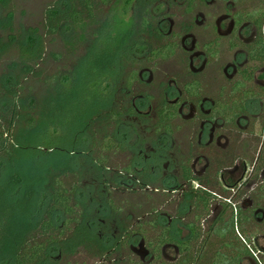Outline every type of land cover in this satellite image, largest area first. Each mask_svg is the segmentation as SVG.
I'll return each mask as SVG.
<instances>
[{
    "label": "flooded vegetation",
    "instance_id": "af4514ba",
    "mask_svg": "<svg viewBox=\"0 0 264 264\" xmlns=\"http://www.w3.org/2000/svg\"><path fill=\"white\" fill-rule=\"evenodd\" d=\"M136 4L121 100L86 128L89 228L132 264H264V0Z\"/></svg>",
    "mask_w": 264,
    "mask_h": 264
},
{
    "label": "trees",
    "instance_id": "16d2710c",
    "mask_svg": "<svg viewBox=\"0 0 264 264\" xmlns=\"http://www.w3.org/2000/svg\"><path fill=\"white\" fill-rule=\"evenodd\" d=\"M63 2L62 8L59 2L47 9L43 28L51 38L62 35L65 44L71 43L67 40L69 32L78 34L75 42H86V28L96 22L100 8L107 6L109 11L93 38V46L85 52L78 68L67 74L43 77L39 68L45 57V38H41L39 30L23 27L15 35L16 6L12 0H0V58L16 49L17 61L14 60L8 69L13 74L19 68L16 74L3 75L1 79L3 87L11 88L1 90V97L10 98L11 109L7 130L2 129L0 123V264H71L68 260L79 252L84 259L94 263L132 264L127 261V256H116L120 249L126 251V239L122 242L116 239L118 247L102 243L96 235L101 226L98 218L116 217L122 202L99 195L101 202L94 201L102 206L104 214L91 221L99 224H96L97 229L89 228L92 209L84 193L87 175L92 171L99 176L101 167L86 165V129L76 135L72 149L54 141L71 124L74 116L80 115L81 111H85V116L88 114L87 105L90 111L95 110V106L102 105V108L86 117L82 128L103 125V112L111 111L115 101L121 59L131 55L138 34L135 18L130 16V0ZM148 29L149 24H141L142 33ZM26 75L34 79L42 77L47 89L45 109L42 111L39 107L37 117L30 111L37 107L35 98L25 102L16 88L12 90V84L18 89L21 87L20 82ZM61 100L63 103H59ZM73 102L72 111L65 113L62 108ZM23 107L30 109L29 112ZM62 115L64 119L61 120ZM18 129L22 134L16 136ZM25 159H34L44 167L34 176L28 165L25 170L20 166ZM5 166L7 172L2 170ZM36 201L39 205L34 208ZM123 205L128 206L126 202ZM103 233L105 238L109 237L106 231Z\"/></svg>",
    "mask_w": 264,
    "mask_h": 264
},
{
    "label": "rangeland",
    "instance_id": "374dc122",
    "mask_svg": "<svg viewBox=\"0 0 264 264\" xmlns=\"http://www.w3.org/2000/svg\"><path fill=\"white\" fill-rule=\"evenodd\" d=\"M14 2V5L16 6V14H15V24H14V34L17 35L19 32H21V27L25 28L26 30H39L41 38L44 39V52H45V57L43 59V62L40 63V70L43 72V77L44 76H53L55 74H67L68 71L76 70L78 68V64L80 63L81 59L84 57L85 52L87 50H90V47L93 46V38L94 36L98 33V30H100V25L103 24L102 22L104 19H106L107 13L109 11V8L107 6H102L100 10L97 13V20L96 22L92 25H88L86 28V38L88 39L86 42H75L74 39H76V34L75 32H69V37L66 35L68 42L70 41V44H65L66 42L62 40V35L59 37V35L53 36V38L49 37L47 32H45L43 25H44V19H45V12L47 9H49L53 5H58L59 2L62 8L63 6V0H12ZM183 10V8L181 7ZM179 9V10H181ZM181 10V11H182ZM2 15V12L1 14ZM144 15V11L140 8V6L134 7L130 11V16L135 18L136 22V31H139V25L141 22V18ZM182 20H185L184 18ZM42 32V33H41ZM21 34V33H20ZM45 34V37H44ZM3 36V34H1ZM72 37V38H71ZM139 36L137 35L134 38V41H138ZM4 41V40H3ZM5 42V41H4ZM75 42V43H74ZM70 46V47H69ZM54 57L57 59L55 60ZM14 60L17 61V51L16 49H11L6 54L1 56L0 58V118L2 117L3 119L6 120L3 121V119L0 121L2 124V129L7 130V122L8 119L10 118V109H11V102L10 98L5 96L6 98H3L2 91L1 90H10V87H3V83L1 81L3 75H8V74H16L17 71H14L12 74V70L8 69L10 68V64L14 62ZM174 63V62H173ZM25 79H22L20 84L21 87L18 89L16 86L12 84V90L16 88L15 91L18 90V93L20 94L21 100H25V102H29L31 98H35L36 100V106L35 108H32L31 110L28 109L27 107H23V109H28L33 112V115L37 117V114L40 109L44 111L46 106L45 100H48V93H46V86L42 82L43 78L38 77L37 79H34L33 76L26 75L24 76ZM19 84V85H20ZM18 85V86H19ZM24 88V89H23ZM116 88H119V84H116ZM121 100V97L116 100V93H115V101L113 104L116 102L118 103ZM54 104L55 102L52 101ZM63 103V100L61 102ZM43 104V106H42ZM112 104V105H113ZM27 105V103H26ZM62 105V104H60ZM74 102L70 103L68 106H64L62 110L66 113L71 112L72 109L74 108ZM40 107V109H39ZM112 107V106H111ZM102 105L98 107H94L95 110H91L89 108V105L86 106V112L88 113L85 116V111H81V114L78 116H74L72 122L70 125H67L62 131L57 135L58 138L54 141L55 143H58L59 146H63L66 149H72L74 148V140L76 138V135L78 133L83 132V130L86 129L82 128L83 126V121L86 120V117H91L92 114H96V110H101ZM105 107L103 106V109ZM93 109V108H92ZM76 114V113H75ZM79 114V112H78ZM59 119H64V115L60 116ZM83 123V124H82ZM11 132V130H9ZM64 132V133H63ZM16 136H19V134H22L19 129L15 132ZM10 135V133H9ZM98 141V140H97ZM82 145V144H81ZM78 147V146H76ZM97 147V146H96ZM22 162V161H21ZM28 165L29 169L31 168V173L36 176L38 171L44 167L41 163L35 161L34 159H25V162L21 163L20 166L24 168ZM4 172L8 171V167L5 166L2 169ZM87 192V191H86ZM84 191V193H86ZM39 204L38 202H34V208L37 207ZM71 264L77 263V264H98L94 263L92 261H88L87 259H84V255L79 252V254H76L73 256L72 260H68Z\"/></svg>",
    "mask_w": 264,
    "mask_h": 264
}]
</instances>
